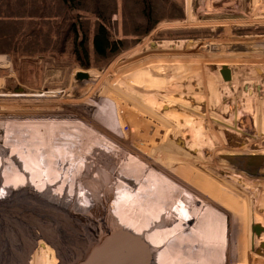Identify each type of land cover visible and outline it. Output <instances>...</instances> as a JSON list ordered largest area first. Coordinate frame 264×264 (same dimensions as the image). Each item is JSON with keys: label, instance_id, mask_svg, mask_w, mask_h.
<instances>
[{"label": "rangeland", "instance_id": "1", "mask_svg": "<svg viewBox=\"0 0 264 264\" xmlns=\"http://www.w3.org/2000/svg\"><path fill=\"white\" fill-rule=\"evenodd\" d=\"M172 1L180 3L183 17L166 18L177 14L167 5L162 12L159 9L165 18L143 35H122L120 13L114 14L113 37L126 42L106 56L95 54L89 24L84 26L85 54L80 47L74 50L75 34L67 31L68 23L61 16L21 18L23 13L0 11V22L5 21L6 27L5 36L0 33L4 58L0 117L75 119L117 148L106 164L117 167L126 161V171L135 170L137 164L142 172L154 168L176 181L179 173L190 176L197 171L210 176L246 197L250 213L260 218H252L243 228L229 220L225 264H231L238 235L245 234L249 251L264 259V175L250 174L227 159L242 157L243 167L260 173L261 164L253 166L252 162L264 165V154L220 153L264 152V129L259 134L252 119L255 115L264 126L260 0H253L252 5L250 0H190L193 13L189 17L184 0ZM226 2L231 4L220 6ZM239 2L241 6L248 2L246 8L239 10ZM158 50L163 53L157 54ZM137 63L142 65L133 72L130 67ZM147 65L152 71L144 70ZM79 71L88 78L76 79ZM164 77L170 78L168 84ZM19 87L22 92L14 93ZM92 202L84 209L66 203L75 213L89 210L88 221L98 225ZM3 204L0 200V207Z\"/></svg>", "mask_w": 264, "mask_h": 264}, {"label": "bare ground", "instance_id": "2", "mask_svg": "<svg viewBox=\"0 0 264 264\" xmlns=\"http://www.w3.org/2000/svg\"><path fill=\"white\" fill-rule=\"evenodd\" d=\"M3 62L0 56V65ZM141 65L130 68L135 72ZM144 70L152 68L147 65ZM164 80L168 84L170 78ZM253 116L260 134L264 126ZM116 151L112 143L103 142L101 135L75 119L0 117V200L13 204L51 198L58 203L66 198L84 209L93 199L92 212H98L100 225L110 223L119 240L132 234L143 242L145 264H225L229 220L242 228L252 218L260 221L250 213L246 197L210 176L197 171L190 176L179 173L176 181L154 168L142 172L137 164L135 170L126 171V161L117 167L105 163ZM88 218L82 219L83 223ZM248 246L246 234L238 235L231 264H264ZM52 262V251L47 249L34 264Z\"/></svg>", "mask_w": 264, "mask_h": 264}, {"label": "trees", "instance_id": "3", "mask_svg": "<svg viewBox=\"0 0 264 264\" xmlns=\"http://www.w3.org/2000/svg\"><path fill=\"white\" fill-rule=\"evenodd\" d=\"M157 3L161 5V8ZM167 5L175 8L177 14H168L166 18L183 17L180 3L172 0H0V11L23 13L24 15L19 16L21 18L36 16L40 19H48L61 16L68 23H66L67 31H73L75 34L72 42L74 50L75 47H80L85 54L87 38L84 26L89 24L93 28L92 45L95 54L106 56L108 52L117 51L118 45L126 42L123 38L113 37L112 29L116 24V20L112 19L114 14L120 13L122 35H143L165 18L159 13L165 10ZM46 13L54 14L48 16ZM90 18L94 19L93 24H90ZM21 20L19 19V23H22ZM0 23V33L4 37L5 21ZM79 31L81 32L80 38L78 37Z\"/></svg>", "mask_w": 264, "mask_h": 264}, {"label": "flooded vegetation", "instance_id": "4", "mask_svg": "<svg viewBox=\"0 0 264 264\" xmlns=\"http://www.w3.org/2000/svg\"><path fill=\"white\" fill-rule=\"evenodd\" d=\"M13 204L0 207V264H34L41 251L54 247V220L69 227L75 217H79V225L89 217L87 212L75 213L68 203H54L51 198Z\"/></svg>", "mask_w": 264, "mask_h": 264}, {"label": "water", "instance_id": "5", "mask_svg": "<svg viewBox=\"0 0 264 264\" xmlns=\"http://www.w3.org/2000/svg\"><path fill=\"white\" fill-rule=\"evenodd\" d=\"M223 72L227 71L224 69ZM75 77L78 80L87 79L88 74L79 71ZM20 92H22L20 87L14 90V93ZM227 159L250 174L264 175L263 163L252 162L253 166L261 164L259 169L261 172L253 173L240 164L244 158L227 157ZM78 218L75 217L74 224L69 227H65L61 220H54L56 222L52 237L54 247L50 245L53 255L52 264H145L142 259L143 242L136 240L132 234L124 240H119L117 231L112 230L111 226L92 224L91 221L79 225Z\"/></svg>", "mask_w": 264, "mask_h": 264}, {"label": "crops", "instance_id": "6", "mask_svg": "<svg viewBox=\"0 0 264 264\" xmlns=\"http://www.w3.org/2000/svg\"><path fill=\"white\" fill-rule=\"evenodd\" d=\"M252 2H253V0H250V5L253 4ZM246 3H248V2H244L242 4V6H241V3L239 2V3H237L238 5H236V7L238 6V9L241 10L242 8H246ZM229 4H231V2L222 3L220 6L228 7ZM259 7H260V9H258V11H259L258 14L259 15H264V0H260L259 1ZM184 12H185V16L186 17H189V15H191L193 13V9H192L190 0H184Z\"/></svg>", "mask_w": 264, "mask_h": 264}]
</instances>
